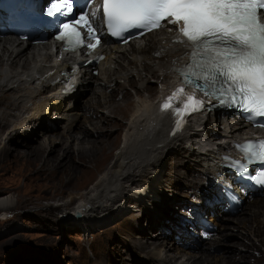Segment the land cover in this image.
Wrapping results in <instances>:
<instances>
[{
  "label": "bare ground",
  "instance_id": "obj_1",
  "mask_svg": "<svg viewBox=\"0 0 264 264\" xmlns=\"http://www.w3.org/2000/svg\"><path fill=\"white\" fill-rule=\"evenodd\" d=\"M176 36L175 26L167 24L125 44L101 45L103 58L81 65L73 73L74 90L66 92L51 81L58 75L62 77L59 71L72 66L79 55L62 51L61 42H55L57 51L54 52L52 43L35 46L29 39L14 34L0 37V164L5 169L15 168L14 171L25 175V179L41 181L36 190L40 186L46 193L52 190L48 198L65 195L53 205L39 203L47 195L38 194L33 200L28 194L21 201L20 196L15 197L19 191L4 193L0 195V224L9 220L5 216L8 210L28 208L25 205L31 203L35 206L30 208H39L37 211L44 214L58 210L63 220L75 221L85 229L122 215L126 211L123 203L126 198L130 200L129 210L134 207L145 212L147 198L156 201L165 191L166 184L160 178L164 173L160 169L162 160L167 153L179 148L183 149L185 157L180 159V166L190 175L200 174L201 183L208 187L202 190L199 186L193 187L191 191L195 196H191L189 203L200 201L203 194L210 196L217 180L227 181L230 174L223 170L220 155L231 154L233 140L248 137L249 127L236 116L225 119V115L208 109L206 102L200 110L183 115L182 120L176 118L173 109L181 106L182 100L169 101L168 98L178 82L175 70L188 59L190 52V45L176 40ZM87 56L80 58L83 60ZM92 66L98 69L97 73L92 72ZM155 84V93L149 94L147 90ZM127 86L136 94L129 106L125 100L129 94ZM119 94L123 97L116 100ZM166 102L172 104L171 109L163 108ZM49 110L54 113L46 120ZM103 121L111 122V127L103 126ZM219 122L223 123L222 131L215 127H219ZM84 123L90 126V131ZM35 127L40 128L42 136L37 143L31 136ZM89 132H95L96 137H88ZM82 179L85 184L90 182L88 186ZM261 197L264 194L245 199L241 208L249 203L248 208L242 212L238 209L236 217L223 213L217 203L204 207L215 224L216 220L225 222L220 230L230 228L227 221L237 224L232 225L239 232L236 235L241 234L248 242L237 244L249 249L256 237L261 247L264 245V206L258 210L250 208L251 202L259 198L264 200ZM180 201L181 207L187 204ZM179 207L178 203L175 209ZM184 215V210L175 211L172 218L165 216L154 224L157 232L152 237L156 239L144 247L150 264H214L224 253L240 251L233 246L222 251L221 256L211 255L210 250L218 249L225 235L203 239L198 232L190 234L188 226L180 223ZM123 220L130 221V218ZM244 222L256 225L252 229ZM150 226L148 224L145 230L137 220L129 224L145 237ZM175 234L179 237H172L170 246L165 247L166 235ZM252 255L241 254L242 264H264V249L250 263ZM228 257L222 264H231L233 258Z\"/></svg>",
  "mask_w": 264,
  "mask_h": 264
},
{
  "label": "rangeland",
  "instance_id": "obj_2",
  "mask_svg": "<svg viewBox=\"0 0 264 264\" xmlns=\"http://www.w3.org/2000/svg\"><path fill=\"white\" fill-rule=\"evenodd\" d=\"M154 86L155 87L147 90L149 94L155 93L157 85L155 84ZM127 91L129 94L125 96V100H127L129 106V101H132L136 94L131 86H127ZM122 97L123 96L119 94L115 96V99L121 100ZM52 111L53 110L48 111L45 118L46 120H50L49 118L54 113ZM115 118L116 117H114V119ZM219 123V127H215L222 131L224 129L223 123ZM101 124L109 128L111 127V122L103 121ZM83 126L87 127V130L90 131V126L88 124L84 123ZM39 130V127H37V129L35 127L34 132L31 133V136L36 139H33V142L35 143L42 138L39 134ZM113 134L114 133L110 134L109 137ZM52 136L54 135L52 134ZM88 137H96V133L89 132ZM182 151L183 149L179 148L175 152H169L162 160L160 169L164 170V173L160 178L163 184H166L164 186L165 191L156 198V201L155 199L147 198L149 203L145 205V212H139L138 210H135L134 207L129 210L127 206L130 204V200L129 198H126L123 201V203L125 202L124 206L126 211L122 215L115 216L110 219V221H105L92 229H85L75 221L63 220L58 210L49 214H44L37 211L39 208L32 209L30 207L35 206L32 203L25 205L31 210L24 207H17L8 210L5 216L8 217L9 220L0 224V264H118V262H121L122 264H150L146 257L147 254L144 247H147L151 244L150 242L156 239L155 237H152V234L157 232L154 231V224H156L160 218L163 219L165 216H170V218H172L175 211H178L179 213H181V211L183 212V210H181L182 202L180 200H184L185 203L189 204L191 196H195V193H192L193 187L199 186L200 190H202L203 187H207L206 183H201L203 179L200 177V174L197 175L192 173L193 175H190L180 166V159H185L182 155ZM190 162L191 161H189V164ZM14 170L15 168L5 169L2 163L0 164V195L7 192L19 191V195H16L15 192L14 194L15 197L20 196L19 198L21 201H24V197L28 196V194L31 195L30 197H32L33 200L38 194L47 195L46 199H40L39 203H51L53 205L58 203V199L64 198V194H62L63 196L55 195L48 198L52 194V190H49L46 193V191H42L44 188H42V186H40L39 190H36L38 184H42L41 181L36 183L35 180L25 179L23 178L26 177L25 175L20 174L18 170ZM200 179L202 180L200 181ZM81 181L85 184L84 179ZM78 183H80L79 179ZM89 183H86L85 186H88ZM67 192H69V190H67ZM260 196L262 195H259V197ZM259 199L251 202L250 208L254 210L261 209L264 206V200ZM178 203L180 204V207L177 210L175 209V206ZM248 204L249 203H247L245 207V204H243L244 208H241L240 206L239 209H241L239 212L245 211L246 208H248ZM149 212H151L152 215L149 216ZM237 212L233 213L232 216L236 217L238 215ZM128 217L130 218V221L123 220ZM260 218L261 217H259V219ZM134 220H137L139 226H143V229L145 230L148 224H151L149 227L150 232L149 234L147 232L146 237L139 232L137 233L135 228L129 227V224L133 223ZM245 223L246 222H244V225H251L250 228L252 229H254L256 225V223L252 222ZM222 224H225V222L216 220L217 228L212 234L213 238L218 237L220 234H224L225 237L221 241V245L218 249L213 251L214 249L212 248L210 250L211 255L221 256L223 254L222 251L227 247L233 246L237 247L240 251L237 253L226 252L221 257L217 258L214 264H222L230 255L233 258L230 260L231 264H242L240 255L243 253L253 254L249 261L251 263L253 257L256 256L259 251L264 249V245L259 247V239L256 237H254L255 244L251 246V248H244L242 244H248V242L241 237V234L236 235V233L239 232H237L236 227L233 226L237 224L227 221L226 225H230V228H223L220 230L219 227ZM164 225L167 226L166 223H164ZM172 237H178V234L173 236L166 235L163 243L165 247H168V245L170 246L173 241L170 240ZM252 238L253 237H251V239ZM241 241L242 244H237L241 243ZM245 249H247V251Z\"/></svg>",
  "mask_w": 264,
  "mask_h": 264
},
{
  "label": "snow or ice",
  "instance_id": "obj_3",
  "mask_svg": "<svg viewBox=\"0 0 264 264\" xmlns=\"http://www.w3.org/2000/svg\"><path fill=\"white\" fill-rule=\"evenodd\" d=\"M74 0H59L47 10L49 16L72 17ZM99 19L113 36H120L129 29L149 30L159 28L162 22L178 28L194 49L193 59L199 58L203 70L198 77L224 84L217 89L221 104L231 102L250 114V118H264V0H103L102 5L83 11L78 17L61 23L57 37L72 48H88L100 44L94 23ZM182 91V90H178ZM205 95H209L205 91ZM211 95H216L215 92ZM175 97H169L172 101ZM203 102L193 96L182 108L173 109L176 116L203 108ZM164 109H171L166 102ZM181 126L177 122V128ZM259 151L253 145L245 146L246 154L264 162V141ZM264 184V173L258 178Z\"/></svg>",
  "mask_w": 264,
  "mask_h": 264
}]
</instances>
